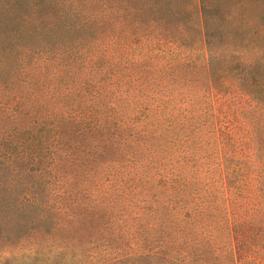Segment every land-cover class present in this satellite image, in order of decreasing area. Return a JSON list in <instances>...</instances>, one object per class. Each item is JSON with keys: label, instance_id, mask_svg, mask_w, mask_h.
I'll list each match as a JSON object with an SVG mask.
<instances>
[{"label": "trees", "instance_id": "16d2710c", "mask_svg": "<svg viewBox=\"0 0 264 264\" xmlns=\"http://www.w3.org/2000/svg\"><path fill=\"white\" fill-rule=\"evenodd\" d=\"M196 42L206 54L200 77L208 93V116L218 118L214 125L217 171L225 215L209 211L205 225L204 210L197 208L188 219L179 205L188 206L193 191L186 189L183 197H175L174 190L153 185L139 200L147 207V218L138 214L134 225L141 246L150 233L152 241L159 239V233L173 238L175 228L185 229L184 222L205 225L213 235L225 223L233 264H251L249 254L264 250V0H0V99L7 105L0 118V158L29 164L42 179L47 177L42 172H48L46 182L51 184L60 177L55 171L60 172L63 165L75 170L79 165L83 171L104 176L107 169L133 170L130 176L137 184L151 179L149 172L160 174L159 165L170 155V147L178 142L189 145L185 136L189 124L181 118L191 114L184 109L167 112L163 105L148 100L127 102L129 112L124 105H115L108 52L113 43L127 56L135 45L150 53L159 51L149 53L147 61H138L146 72L137 76L141 85L132 87L130 93L145 99L169 87L176 89L185 80L182 69L193 62L177 56ZM163 46L172 49L169 56ZM129 78L134 80L133 75ZM236 93L248 102L236 101ZM221 118H241L237 121L246 134L234 137L235 124ZM132 119L133 124L142 122L140 127L128 128ZM191 158L189 153L169 157L170 165L186 170L175 174L170 184L175 178L189 181ZM252 176L256 180L253 201L247 196ZM18 195L16 191L6 197L10 200L1 199L0 228L8 229L6 238L43 230L49 240L60 244L35 254L33 263L50 259L51 264H86L89 252L71 244L70 229L61 227L53 236L52 225L43 226V216L52 219L51 206L44 207L38 193L27 201L18 200ZM118 210L107 224L116 234H110L112 241L103 248L93 244L113 253L102 264L127 263L128 256L118 254L124 249L130 224ZM116 241L122 245H115ZM156 243L159 246L140 248L132 262L192 263L189 252L181 254Z\"/></svg>", "mask_w": 264, "mask_h": 264}, {"label": "rangeland", "instance_id": "374dc122", "mask_svg": "<svg viewBox=\"0 0 264 264\" xmlns=\"http://www.w3.org/2000/svg\"><path fill=\"white\" fill-rule=\"evenodd\" d=\"M116 21L117 19L113 20L115 23ZM188 48H185L184 52L179 53L177 56L178 59L186 56V62H193L190 63V66L182 69L185 80L179 82L178 86L180 88L178 86L176 89L169 87L165 93H152L154 94L152 98L145 99L132 97L130 90L132 87L141 85L137 82V76L145 71L146 67L138 65V61H147L146 57L149 56L150 50L135 45L129 50L130 52H128L127 56L116 43H113L108 52L111 98L115 105H124L127 112H129L126 106L127 102L148 100L153 104L163 105L166 107L167 112H169V109L172 112L184 109V112H187L188 115L191 114L189 118H181L189 124L185 132V136H189V145H185L184 142L172 145L170 147V155L166 159L162 158V162L159 165L160 174L149 172L147 178L151 179H144L146 182L141 181L137 184V180L133 178L134 175L130 176L131 173L135 172L133 170L128 171L125 168L120 170L107 169L108 173L104 176L98 171H83L79 168V165L75 166L76 170L69 165H63L60 172L58 170L55 171L60 173V177L51 184L46 182L50 177L47 174L48 172H42L47 176L42 179L37 175L40 173L33 169L31 165L18 163L25 167L20 166L14 161L13 157L4 161L0 158V206L4 205L1 199L8 197L13 192L19 191L17 198L18 200L26 198L24 201H27L29 196L38 193V198L42 205L44 207L45 205L51 206L52 210V219L48 216H43L41 219L43 226L46 223L52 225V230H55L52 232L53 236H57L61 227L70 229L72 232L71 244L74 247L80 246L89 252L87 254L88 257L87 255L85 256L87 257L84 261L86 264H102L113 257V253L110 254V251L101 250L100 247L98 249L94 248L93 244H101V248H103L104 245L108 246L109 240L112 241L110 234L116 235L107 228V224L115 209H119L120 213L127 216L128 224H130L126 229L128 234L127 241L124 240L123 243L124 249L121 250L122 253L118 254V257L122 255L128 256L125 264H135L132 261H134L133 258L137 259L140 248L146 250L149 247L159 246L156 243L157 241L161 246L167 245L178 253L185 254V252H189L188 261L190 260L191 264H233V248L225 229V223L222 229L218 230L214 235L209 233L210 230H206L205 226L209 211L223 218L226 207V202H224L225 195L217 171L219 163L217 156L218 144H216L217 128L215 127L214 129V125L215 119L218 120V118L208 116L210 110L208 93L206 84L200 77V71L205 68L206 54L204 48L198 42ZM156 50H153L150 54H158L157 52L159 51ZM162 50L165 52V56H169L167 53L172 51L171 48L165 46L162 47ZM168 59L170 60V58ZM193 65L196 67L193 68ZM147 67L150 69L149 66ZM131 75H133L134 80L129 78ZM235 95V100L239 103L246 104L248 102L246 96L238 93ZM5 106L7 105L0 99V118L6 112L2 110ZM221 119L225 123L235 124L236 127L232 130L234 137L244 134L245 131L238 124L241 118ZM134 124L132 119L128 123V128L140 127L142 122L135 121ZM185 153H189L192 156L193 164L189 168L193 171L192 177L188 178L189 181L187 182L183 179L175 178V181L170 184V179L174 178L175 174H185L186 170L170 165L169 157L174 154L175 156H181ZM179 162L180 159L176 161V163ZM155 175L157 178L153 179ZM158 179V182H154V180ZM153 185H156V188L174 190L176 192L174 193L175 197H183L182 195L186 189L193 191L188 199V206L184 208L182 206L183 203L179 206L188 219L196 214L197 208H202L205 215V221H203L205 225L201 227V224L195 223L194 226H189L188 223L184 222L181 225L185 229L175 228L173 230L172 234L175 239L159 233V239L152 241V233H150L147 235H151V237H146L140 246L139 230H136L134 222L138 218V214L141 215V218L143 216L147 218V207L144 206L143 199L140 202L139 200L142 196H146L147 190L151 189ZM247 186L248 198H254L256 180L253 176L248 181ZM5 200H10V198ZM1 223L2 220L0 219ZM112 224L113 222H111ZM7 231L8 229L0 228V264H35L32 259L35 254L60 244L59 240H49L43 230L33 232L31 235L28 234L30 236H12V238H6L5 234ZM250 235L252 236L253 234ZM162 239L163 241H161ZM141 240L143 239L141 238ZM148 240H150V243H148ZM164 240H168V242ZM115 245L120 246L122 244L116 241ZM206 253L211 256L208 261L206 260ZM249 255L251 264H264V250L259 254L253 253ZM92 257L97 259V262H94ZM42 262L43 264H45L44 262L46 264L52 263L50 259Z\"/></svg>", "mask_w": 264, "mask_h": 264}]
</instances>
